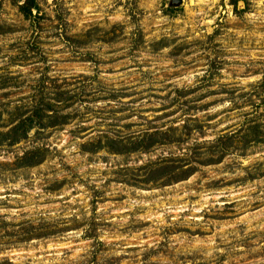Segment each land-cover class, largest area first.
<instances>
[{
  "label": "rangeland",
  "instance_id": "rangeland-1",
  "mask_svg": "<svg viewBox=\"0 0 264 264\" xmlns=\"http://www.w3.org/2000/svg\"><path fill=\"white\" fill-rule=\"evenodd\" d=\"M1 1L0 264H264V0Z\"/></svg>",
  "mask_w": 264,
  "mask_h": 264
},
{
  "label": "trees",
  "instance_id": "trees-1",
  "mask_svg": "<svg viewBox=\"0 0 264 264\" xmlns=\"http://www.w3.org/2000/svg\"><path fill=\"white\" fill-rule=\"evenodd\" d=\"M22 15L31 21H40L44 18V13L39 0H13ZM2 1L0 0V5ZM51 102L42 99L39 103L31 104V109L23 110V107L17 106L15 111L11 113L8 125H12L7 131L0 130V144L4 142V139H10V143L19 142L21 139L27 137L29 131L37 126L44 125L45 111L52 109ZM8 125H4L7 127ZM151 139V138H150ZM38 151V152H36ZM39 150L27 151L17 161L20 166H29L38 164L41 159H37ZM36 159V160H35ZM182 167V166H180ZM174 165H157L153 171H150L151 177H148L150 182L162 181V185H169L173 182H178L189 178L194 169H185L181 173H176Z\"/></svg>",
  "mask_w": 264,
  "mask_h": 264
},
{
  "label": "water",
  "instance_id": "water-1",
  "mask_svg": "<svg viewBox=\"0 0 264 264\" xmlns=\"http://www.w3.org/2000/svg\"><path fill=\"white\" fill-rule=\"evenodd\" d=\"M183 0H174L175 5H179L182 3Z\"/></svg>",
  "mask_w": 264,
  "mask_h": 264
}]
</instances>
